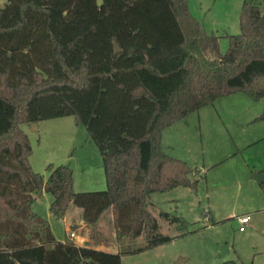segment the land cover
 <instances>
[{
	"label": "trees",
	"instance_id": "16d2710c",
	"mask_svg": "<svg viewBox=\"0 0 264 264\" xmlns=\"http://www.w3.org/2000/svg\"><path fill=\"white\" fill-rule=\"evenodd\" d=\"M240 26L226 35L222 52L188 0L0 5V264H122L121 253L57 240L31 210L44 192L54 197L57 219L74 205L96 229L112 211L119 240L148 239L140 251L171 241L150 211L151 198L191 187L195 169L162 149V132L220 97H264V10L245 0ZM65 116L97 145L106 190L76 192L64 166H49L47 179L32 169L21 125ZM160 217L194 232L180 216Z\"/></svg>",
	"mask_w": 264,
	"mask_h": 264
},
{
	"label": "rangeland",
	"instance_id": "374dc122",
	"mask_svg": "<svg viewBox=\"0 0 264 264\" xmlns=\"http://www.w3.org/2000/svg\"><path fill=\"white\" fill-rule=\"evenodd\" d=\"M244 1L188 0L190 11L205 30L219 37L222 52L229 46L226 35L241 32ZM252 1L264 10V0ZM21 127L31 142L30 163L35 172L47 179L49 166H64L72 172L76 192L107 189L100 151L74 116L41 121L38 131L28 124ZM161 146L201 170L198 192L179 186L152 195L150 211L158 219L160 232L171 237L165 244L140 251L148 241L145 236L119 240L112 211L96 229L79 231L78 225L54 217L50 193L38 197L31 210L48 220L57 240L76 243L78 234L85 236L86 246L121 253L123 264H177L180 259H184L182 264L231 260L264 264V187L256 179V171L264 169V97L254 100L244 92L220 97L165 129ZM161 211L192 223L194 232L185 234L177 224L163 220ZM243 214L250 215V222L242 231L239 219ZM72 231L75 238L70 236Z\"/></svg>",
	"mask_w": 264,
	"mask_h": 264
},
{
	"label": "crops",
	"instance_id": "0c3cea01",
	"mask_svg": "<svg viewBox=\"0 0 264 264\" xmlns=\"http://www.w3.org/2000/svg\"><path fill=\"white\" fill-rule=\"evenodd\" d=\"M40 124H41V122H39L38 123V130H39V127H40ZM30 126V125H29ZM170 128V127H169ZM37 130V131H38ZM190 165V164H189ZM191 166V165H190ZM193 168V167H192ZM195 169V172H194V175H195V179H196V181H197V177L200 175L199 173H200V171L201 170H199V169H197L196 167L194 168ZM257 172V174H261V173H263L264 172V169L263 170H260V171H256ZM72 173V172H71ZM258 181V180H257ZM258 183H259V185L261 186V187H264L263 185H262V183H264V182H260V181H258ZM36 201V200H35ZM33 206V205H32ZM79 215L82 217H80L79 218ZM243 215H249V214H243ZM242 215V216H243ZM64 221H67V222H70V225L71 226H73L74 224L75 225H78V230L80 231H82V230H84L85 228L87 229V228H89L90 226H88L84 221H83V210L81 209V208H79V207H77V206H74V205H72L70 208H69V211L67 212V215L65 216V218L63 219ZM77 221V222H76ZM240 226H241V224H240ZM73 232V231H72ZM77 239H79V241H77L76 243L78 244V245H82V246H86L87 244L86 243H84L86 240H87V237H85V236H82V235H77ZM95 247V246H94ZM101 249V248H100ZM103 249H105V248H103ZM123 264V263H122Z\"/></svg>",
	"mask_w": 264,
	"mask_h": 264
},
{
	"label": "water",
	"instance_id": "95a60500",
	"mask_svg": "<svg viewBox=\"0 0 264 264\" xmlns=\"http://www.w3.org/2000/svg\"><path fill=\"white\" fill-rule=\"evenodd\" d=\"M7 3V0H0V5H5ZM120 51V47L119 45L115 42V52L118 53ZM31 127L34 131H37L38 130V123H32L31 124ZM65 173L68 175V176H71L72 173L68 170H65ZM188 179L192 182V189L196 192H198V185L196 183V179H195V175L194 173H189L188 174ZM256 179L260 182H264V172L261 173V174H258L256 176ZM184 262V259H180L177 264H182Z\"/></svg>",
	"mask_w": 264,
	"mask_h": 264
},
{
	"label": "built area",
	"instance_id": "2783aa9c",
	"mask_svg": "<svg viewBox=\"0 0 264 264\" xmlns=\"http://www.w3.org/2000/svg\"><path fill=\"white\" fill-rule=\"evenodd\" d=\"M239 221H240V224H241L240 230L243 231L246 228V226L248 225V223L250 222V215L241 216ZM70 236H71V238H75L76 237L75 232H71Z\"/></svg>",
	"mask_w": 264,
	"mask_h": 264
}]
</instances>
